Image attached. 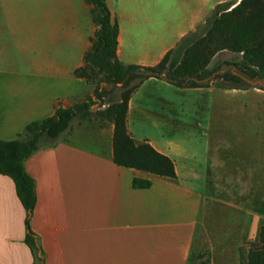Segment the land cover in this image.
Segmentation results:
<instances>
[{
	"label": "crops",
	"instance_id": "crops-1",
	"mask_svg": "<svg viewBox=\"0 0 264 264\" xmlns=\"http://www.w3.org/2000/svg\"><path fill=\"white\" fill-rule=\"evenodd\" d=\"M239 1L107 0L119 24L118 58L155 66L219 6ZM97 30L87 0H0V139H16L29 123L84 100L89 85L77 69ZM174 88L145 81L131 97L126 127L136 143L173 161L175 179L117 165L114 124L95 111L26 161L42 264H240L264 215L235 202L226 162H204L192 148L203 140L186 137L190 125L172 119L184 110L171 100ZM135 178L152 185L135 189ZM222 208L237 218L220 223ZM23 209L13 181L0 175V264L34 263Z\"/></svg>",
	"mask_w": 264,
	"mask_h": 264
},
{
	"label": "trees",
	"instance_id": "trees-1",
	"mask_svg": "<svg viewBox=\"0 0 264 264\" xmlns=\"http://www.w3.org/2000/svg\"><path fill=\"white\" fill-rule=\"evenodd\" d=\"M87 2L92 6L98 30L77 74L88 85L96 84L93 93L71 107L61 106L50 118L29 123L16 139H0V175L13 181L27 213L26 244L34 257L33 264H42V258L30 225L36 206L35 182L25 163L35 152L57 140L74 120L89 119L93 107L99 106L96 114L115 127L113 155L117 165L175 179L173 161L147 142L136 143L126 127L131 97L145 81L164 80L178 88L208 87V66L218 53L227 50L241 55L234 65L240 74L223 75L226 81L235 83L233 89H244L242 84L247 78L263 82L259 88L264 91V0H241L219 6L155 66L124 65L117 54L119 24L110 14L107 0ZM117 90L121 91L119 95ZM131 184L135 189H149L152 185L150 180L138 178ZM240 264H264V226L256 241L240 249Z\"/></svg>",
	"mask_w": 264,
	"mask_h": 264
},
{
	"label": "rangeland",
	"instance_id": "rangeland-1",
	"mask_svg": "<svg viewBox=\"0 0 264 264\" xmlns=\"http://www.w3.org/2000/svg\"><path fill=\"white\" fill-rule=\"evenodd\" d=\"M240 60L241 55L222 51L208 66L211 72L208 87L174 88L171 100L177 106L181 102L184 110H176L172 119L190 125L184 131L186 137L203 140L191 146L204 162L217 159L227 163L238 190L233 195L235 202L243 207L252 206L253 211L264 215V91L259 88L263 82L244 78L245 88L233 89L235 83L223 77L226 73L239 75L234 65ZM95 87V83H90L87 94H92ZM120 92L117 90V95ZM154 93L158 97L159 91ZM151 98L150 105H156ZM99 109L94 106L93 112L96 114ZM206 140L213 141L211 147H206ZM234 212L237 211L222 208L218 213L220 223L233 220Z\"/></svg>",
	"mask_w": 264,
	"mask_h": 264
},
{
	"label": "built area",
	"instance_id": "built-area-1",
	"mask_svg": "<svg viewBox=\"0 0 264 264\" xmlns=\"http://www.w3.org/2000/svg\"><path fill=\"white\" fill-rule=\"evenodd\" d=\"M105 107V106H104Z\"/></svg>",
	"mask_w": 264,
	"mask_h": 264
}]
</instances>
